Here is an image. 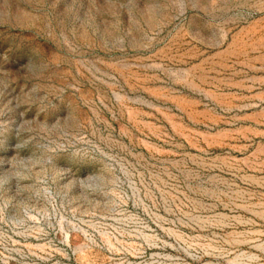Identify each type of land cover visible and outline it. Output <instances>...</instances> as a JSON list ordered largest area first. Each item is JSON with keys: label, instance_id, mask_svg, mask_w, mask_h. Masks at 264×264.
I'll use <instances>...</instances> for the list:
<instances>
[{"label": "rangeland", "instance_id": "rangeland-1", "mask_svg": "<svg viewBox=\"0 0 264 264\" xmlns=\"http://www.w3.org/2000/svg\"><path fill=\"white\" fill-rule=\"evenodd\" d=\"M0 264H264V0H0Z\"/></svg>", "mask_w": 264, "mask_h": 264}]
</instances>
